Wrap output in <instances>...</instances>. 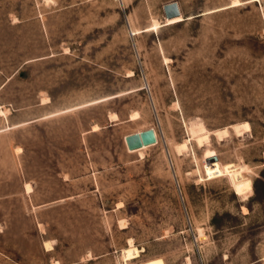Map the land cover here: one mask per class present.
Here are the masks:
<instances>
[{"label":"rangeland","instance_id":"374dc122","mask_svg":"<svg viewBox=\"0 0 264 264\" xmlns=\"http://www.w3.org/2000/svg\"><path fill=\"white\" fill-rule=\"evenodd\" d=\"M0 264H264V0H0Z\"/></svg>","mask_w":264,"mask_h":264},{"label":"water","instance_id":"95a60500","mask_svg":"<svg viewBox=\"0 0 264 264\" xmlns=\"http://www.w3.org/2000/svg\"><path fill=\"white\" fill-rule=\"evenodd\" d=\"M164 18H172L180 15L179 8L175 3H168L163 8ZM156 142L155 131L148 129L140 133H135L125 137V145L127 150L133 151L143 146H150Z\"/></svg>","mask_w":264,"mask_h":264},{"label":"bare ground","instance_id":"6f19581e","mask_svg":"<svg viewBox=\"0 0 264 264\" xmlns=\"http://www.w3.org/2000/svg\"><path fill=\"white\" fill-rule=\"evenodd\" d=\"M184 19H183V17L181 16V13H180V15H178V16H176V17H172V18H168V19H166V26H170V25H172V24H176V23H179V22H182ZM157 25V23H154V26H156ZM130 32H132V31H130ZM132 33H134V32H132ZM115 117V116H114ZM114 117H112L113 118V120H114ZM132 117V116H131ZM111 118V117H110ZM111 118V119H112ZM133 119L135 118V116H133L132 117ZM247 125L246 124H243V125H237V126H233V130L235 131V134H237V135H240L241 133H242V131H244V129H246L247 130ZM95 128H96V126H95ZM97 129V128H96ZM10 130V129H9ZM94 130V129H93ZM228 129H224V130H221V131H215V132H213V135H217L218 137H226L227 135H228ZM156 135V134H155ZM209 133H204V134H201V135H198L197 137H195V139L198 141V143L199 144H202V143H204V142H209ZM124 141H125V139H124ZM156 143H154L153 145H155ZM150 146H152V145H150ZM143 147H149V146H143ZM143 147H140V148H138V149H136V150H133V151H138V150H140L141 148H143ZM186 148V144H182V145H179V146H177L176 147V152L178 153V154H181L182 152H183V150ZM130 151V150H129ZM26 190L29 192V190L30 189H28V187L26 188ZM48 244V243H47ZM47 244H46V246H47ZM45 246V247H46ZM49 248V247H48ZM46 249V248H45ZM47 250V249H46Z\"/></svg>","mask_w":264,"mask_h":264}]
</instances>
